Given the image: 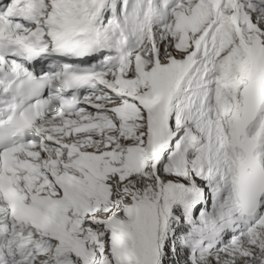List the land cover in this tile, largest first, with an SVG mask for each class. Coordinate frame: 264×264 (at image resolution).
Returning a JSON list of instances; mask_svg holds the SVG:
<instances>
[{"label": "snow or ice", "instance_id": "snow-or-ice-1", "mask_svg": "<svg viewBox=\"0 0 264 264\" xmlns=\"http://www.w3.org/2000/svg\"><path fill=\"white\" fill-rule=\"evenodd\" d=\"M0 264H264V0H0Z\"/></svg>", "mask_w": 264, "mask_h": 264}]
</instances>
